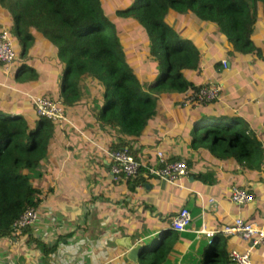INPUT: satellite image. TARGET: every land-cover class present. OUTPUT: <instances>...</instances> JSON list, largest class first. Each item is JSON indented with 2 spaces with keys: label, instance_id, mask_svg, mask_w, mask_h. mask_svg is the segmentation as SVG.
<instances>
[{
  "label": "crops",
  "instance_id": "0c3cea01",
  "mask_svg": "<svg viewBox=\"0 0 264 264\" xmlns=\"http://www.w3.org/2000/svg\"><path fill=\"white\" fill-rule=\"evenodd\" d=\"M1 16L5 17L2 10L0 30H10L9 21H3ZM192 17L184 14L177 19L182 34L200 52L198 69L186 72V77L197 86L218 84L220 98L206 105H185L179 100L180 93L157 95L155 115L139 136L131 138L117 128L100 124L94 114L102 104L103 87L98 82L89 81L88 87L85 84L82 101L69 108L64 114L67 121L55 128L47 159L41 166L44 173L32 181L40 191L36 207L39 217L26 228L20 242L0 237V264H139L125 257L120 240L141 242L149 253L158 241L166 239L162 231L181 207L189 210L191 223L187 230L177 233L162 264H201L203 250L213 237L199 233L202 226L215 231L242 217L264 228V5H257L251 35L260 56L237 53L214 24L189 20ZM26 58L30 63V58ZM134 59L139 60L135 56ZM222 60H226V67ZM30 66L37 77L20 83L13 79V63L0 67V104L10 112H24L18 101L31 109L29 95L61 98L59 85L46 87L51 84L50 74L42 69V64ZM6 72H10L7 78ZM43 84L44 88L36 91V86ZM91 86L94 89H89ZM203 115L238 116L261 142V164L246 167L216 158L208 147L209 140L195 147L193 140L200 128L196 123ZM120 142L128 143L134 159L143 166L155 167L156 152L160 150L168 160H185L189 174L173 185L148 174L143 167L132 178L115 180L104 149ZM205 172L214 173L215 181L206 183L193 176ZM232 186L246 189L253 200L234 204L229 200ZM221 236L230 252L243 253L250 246V241L236 236ZM250 251L252 264H264V244Z\"/></svg>",
  "mask_w": 264,
  "mask_h": 264
},
{
  "label": "trees",
  "instance_id": "16d2710c",
  "mask_svg": "<svg viewBox=\"0 0 264 264\" xmlns=\"http://www.w3.org/2000/svg\"><path fill=\"white\" fill-rule=\"evenodd\" d=\"M120 1L116 16L132 20L147 45L148 58L141 55V65L118 37L117 25L106 15L102 0H0V10L12 19L10 36L20 45L19 50L14 49L16 57L26 58L35 32L55 48L56 57L63 64L59 101L66 115L69 108L82 101L89 78L91 83L98 82L103 87L102 104L95 118L101 125L135 138L155 115L157 95L180 93L182 97L202 86L186 77V72L198 69L200 52L178 25V17L184 14L214 24L237 53L261 55L251 35L257 5H264V0ZM11 41L14 45L12 37ZM26 69L25 80L37 77L32 67L22 63L17 68V80H21L20 73ZM18 102L24 112L0 111V237L10 235L12 222L27 206L39 205L40 191L31 179L34 182L44 173L41 166L47 159L50 140L58 123L64 122L51 121L36 112L30 115L28 108ZM2 107L5 106L1 103ZM199 118L202 120L196 127L201 132L194 137L195 147L209 140L208 147L216 158L246 167L261 164V142L238 116ZM127 144L120 142L111 149L126 147L134 157ZM193 176L206 183L215 181L212 172ZM177 233L169 226L163 230L166 239L158 241L150 255L145 246L139 264H162ZM202 255L201 264H233L219 233L213 235Z\"/></svg>",
  "mask_w": 264,
  "mask_h": 264
},
{
  "label": "built area",
  "instance_id": "2783aa9c",
  "mask_svg": "<svg viewBox=\"0 0 264 264\" xmlns=\"http://www.w3.org/2000/svg\"><path fill=\"white\" fill-rule=\"evenodd\" d=\"M16 58V53L10 38L8 29L0 30V67H7ZM222 64L226 67V60H222ZM221 96V88L218 84L210 83L200 86L196 90H190L180 99L185 105L201 104L206 105L219 99ZM34 106L35 112L39 116H44L51 121H67L63 113V107L59 100H54L44 95H29ZM109 158V170L113 179L121 177L132 178L142 166L129 153L126 147L117 149H104ZM157 164L153 166H144L146 172L155 175L161 180L169 184H177L181 177L189 174V166L185 160H168L162 151L156 152ZM229 200L236 205H244L253 200V195L246 189L239 186H232L229 190ZM210 206L214 205L213 200H209ZM212 208V207H211ZM39 210L33 206H27L23 212L12 222L11 233L8 236L9 242H20L24 236L26 228L37 221ZM191 223V214L186 207H181L171 218L169 227L177 232L187 230ZM199 233L204 234L207 238H211L214 234L233 235L238 238L250 241V246L243 253L231 251L230 257L233 264H252L250 259L251 249L255 246L264 244V228L254 223L245 221L242 217H236L230 224L224 225L219 230H207L202 226Z\"/></svg>",
  "mask_w": 264,
  "mask_h": 264
},
{
  "label": "rangeland",
  "instance_id": "374dc122",
  "mask_svg": "<svg viewBox=\"0 0 264 264\" xmlns=\"http://www.w3.org/2000/svg\"><path fill=\"white\" fill-rule=\"evenodd\" d=\"M121 3H122V1H120V0H102L103 8H104L106 15H108L111 19H113L117 25L118 37L120 39H122V42L125 44V46L127 48H129L128 50H131L135 54V57H137V59L140 60L142 58L141 55H143V56L145 55V58L147 59L148 58V56H147V53H148L147 52V45H146L145 41L143 40V37H142L143 33H142L141 29L137 25H135L132 20H128V19L122 20L121 18H118L115 14L116 9L119 7V5ZM261 5H263V4H261ZM6 18H7V21H9L7 25H11L12 19L9 16H7V15H5V17L1 16V19L3 21H5ZM191 19L193 20V17L190 18L189 20H191ZM181 22H183V21H181ZM189 22L191 23V21H189ZM6 28L8 29L9 27H6ZM33 35H34V44H33L32 48L34 47V49L32 51L29 50L31 53L28 56V53H29L28 52L27 56H26V57H28V59L30 58V63L27 61V58L16 57L15 60L12 62L13 66H14L13 67L14 70L12 72V75L14 74L13 79L15 80V82L18 81L19 83L26 81L25 78H26V76H28V73H27L28 69L21 71V73H20L21 80H17V76L15 75L17 72V68L19 66H21L22 63L27 64L28 66H30V64L32 66L33 65L35 66L38 63H40V64H42V69L45 72H48L50 74V79L48 82L51 84H45L46 87L51 88L52 85L57 84V85H59V88H60L61 76H62V68L60 69V66L63 67V64L62 63L60 64L59 62L56 63V59H55L56 54L53 51V50H55V48L52 45L46 43L47 42L46 39H44L38 33L35 32V33H33ZM11 37L13 38V41H14L13 42L14 43V45H13L14 49L19 50L20 45L18 44L17 39L14 36H11ZM139 60L137 62H139ZM138 64L141 65L140 62ZM48 67H49V70L47 71ZM9 74H10V72H6L5 78H7V76ZM38 81L39 80H37V82ZM89 81H90V79L87 78V81H86L87 87L89 86ZM4 85H7V83H4ZM43 88H44V84L41 87L36 86L35 89L37 91V90H40ZM89 89H94V88H93V86H91V87H89ZM44 96H48V95H44ZM6 97L12 98V95L7 94ZM21 98H22V100L24 99L23 96H21ZM90 102H91V100L89 101V103ZM25 106H27V108L29 110V114L34 115V113H35L34 108L32 107L30 109L28 107V104H25ZM0 111H3L2 113H5V114L7 112H10L6 107H2L0 109ZM197 131H198V134H200L201 128L197 129ZM31 181H33V179H31ZM149 246H150V244H149ZM151 252H152V249L149 252V255L151 254Z\"/></svg>",
  "mask_w": 264,
  "mask_h": 264
},
{
  "label": "water",
  "instance_id": "95a60500",
  "mask_svg": "<svg viewBox=\"0 0 264 264\" xmlns=\"http://www.w3.org/2000/svg\"><path fill=\"white\" fill-rule=\"evenodd\" d=\"M120 245L126 250L125 257L133 263H138L139 255L145 248L144 245L141 242L133 244L128 238L121 239Z\"/></svg>",
  "mask_w": 264,
  "mask_h": 264
},
{
  "label": "clouds",
  "instance_id": "9594fccd",
  "mask_svg": "<svg viewBox=\"0 0 264 264\" xmlns=\"http://www.w3.org/2000/svg\"><path fill=\"white\" fill-rule=\"evenodd\" d=\"M9 30V29H8ZM10 31V30H9ZM10 38H11V36H10ZM142 165V164H141ZM240 187V186H239Z\"/></svg>",
  "mask_w": 264,
  "mask_h": 264
}]
</instances>
